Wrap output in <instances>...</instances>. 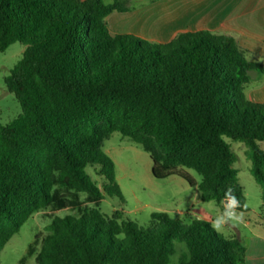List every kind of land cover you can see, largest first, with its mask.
I'll return each instance as SVG.
<instances>
[{
	"label": "trees",
	"instance_id": "trees-1",
	"mask_svg": "<svg viewBox=\"0 0 264 264\" xmlns=\"http://www.w3.org/2000/svg\"><path fill=\"white\" fill-rule=\"evenodd\" d=\"M129 10L125 0H0V53L25 46L5 78L22 112L0 124V256L35 212L55 207L78 215L53 219L37 264H245L244 242L206 220L155 212L144 230L54 192L124 200L103 150L120 133L149 154L154 178L195 186L181 172L194 170L203 202L232 197L241 211L229 138L247 145L264 202V103L245 93L264 66L233 36L207 30L164 44L111 35L107 17ZM88 167L99 168L102 188Z\"/></svg>",
	"mask_w": 264,
	"mask_h": 264
},
{
	"label": "rangeland",
	"instance_id": "rangeland-1",
	"mask_svg": "<svg viewBox=\"0 0 264 264\" xmlns=\"http://www.w3.org/2000/svg\"><path fill=\"white\" fill-rule=\"evenodd\" d=\"M105 2L110 3V0ZM248 3L261 16L264 14V0H248ZM262 40L256 37L237 39L241 46L249 50L248 59L264 66V39ZM24 50L25 46L16 42L5 52L0 53V124H8L22 112L19 102L7 90L5 78L21 59ZM251 79L245 90L247 97L254 102L264 103V75L251 72ZM226 141L236 153L234 168L237 170L239 183L246 199L245 208L241 211L237 210L233 216H227L223 206L215 202H203L198 187L190 186L179 176H171L164 180L154 178L153 163L149 154L140 145L120 133H113L110 139L105 141L103 150L116 166V180L124 200L106 195L99 203H92L86 193H76L58 186L54 188V192L57 191L67 199L77 197L83 206L98 208L107 215L121 211L127 219L144 230L150 227L152 213H168L173 218H179L174 210L178 208L185 210L193 205V211L197 215L194 216L195 218H199L203 212H217L221 220L229 219L235 225L234 217H237L242 221H250L251 229L255 232L263 231L262 187L251 174L252 162L248 158V147L245 143L229 138H226ZM259 145L264 151V142H260ZM98 171V167L87 169L92 179L102 188L104 181ZM181 172L188 175L195 185L201 182V176L196 171L184 168ZM67 215L76 216L78 211L73 208L58 210L50 207L35 212L22 226L20 232L6 244L1 252L0 264H37V256L41 251L43 240L49 234V225L54 218ZM210 223L214 228L220 229L214 221ZM242 232L249 233L250 230L242 229Z\"/></svg>",
	"mask_w": 264,
	"mask_h": 264
},
{
	"label": "crops",
	"instance_id": "crops-1",
	"mask_svg": "<svg viewBox=\"0 0 264 264\" xmlns=\"http://www.w3.org/2000/svg\"><path fill=\"white\" fill-rule=\"evenodd\" d=\"M125 4L129 11L114 12L107 17L108 29L113 36L131 35L150 43L164 44L181 33L207 30L236 39H264V14L261 16L248 0H125ZM193 209L191 205L184 211L178 208L173 212L187 221H214L220 227L217 229L220 233L236 236L244 242L245 264H264V229L255 232L250 221L237 217H234V225L229 219H219L221 216L217 212H203L195 218ZM242 229L250 232L243 233Z\"/></svg>",
	"mask_w": 264,
	"mask_h": 264
},
{
	"label": "built area",
	"instance_id": "built-area-1",
	"mask_svg": "<svg viewBox=\"0 0 264 264\" xmlns=\"http://www.w3.org/2000/svg\"><path fill=\"white\" fill-rule=\"evenodd\" d=\"M222 206L227 216H233L238 210V202L232 197L225 198L222 201Z\"/></svg>",
	"mask_w": 264,
	"mask_h": 264
},
{
	"label": "water",
	"instance_id": "water-1",
	"mask_svg": "<svg viewBox=\"0 0 264 264\" xmlns=\"http://www.w3.org/2000/svg\"><path fill=\"white\" fill-rule=\"evenodd\" d=\"M228 225L231 226V227H233L229 222H228Z\"/></svg>",
	"mask_w": 264,
	"mask_h": 264
}]
</instances>
